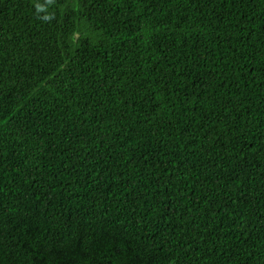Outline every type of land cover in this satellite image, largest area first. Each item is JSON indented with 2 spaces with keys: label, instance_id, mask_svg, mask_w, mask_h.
I'll return each mask as SVG.
<instances>
[{
  "label": "trees",
  "instance_id": "obj_1",
  "mask_svg": "<svg viewBox=\"0 0 264 264\" xmlns=\"http://www.w3.org/2000/svg\"><path fill=\"white\" fill-rule=\"evenodd\" d=\"M0 264H264V0H0Z\"/></svg>",
  "mask_w": 264,
  "mask_h": 264
}]
</instances>
